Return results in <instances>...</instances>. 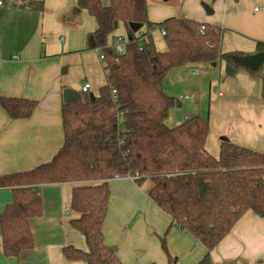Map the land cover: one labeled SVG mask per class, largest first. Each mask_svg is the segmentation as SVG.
<instances>
[{
    "label": "trees",
    "instance_id": "obj_1",
    "mask_svg": "<svg viewBox=\"0 0 264 264\" xmlns=\"http://www.w3.org/2000/svg\"><path fill=\"white\" fill-rule=\"evenodd\" d=\"M76 6L95 21L91 41L104 55L106 84L96 97L82 94L79 100L63 101V144L49 162L0 177V188L12 193V202L0 214L3 256L17 258L33 248L29 220L42 214L39 187L75 184L71 210L78 218L70 226L84 238L87 251L68 246L63 257L84 264H121L104 244L102 232L109 181L119 176L133 178L139 186L148 183L147 197L170 217L171 226L205 247L198 264H212L210 252L246 213L264 221V154L222 141L218 157H212L205 150L208 121L200 116L168 127L165 120L176 102L164 92L162 81L169 71L186 65L224 61L241 69L233 58L242 54L221 53L217 27L184 18L151 23L146 0H77ZM114 23L123 24L129 37L121 56L107 42ZM131 24L144 25L147 32L134 36ZM155 29L164 33L165 52L154 48ZM256 52L264 54V43L256 44ZM249 72L260 80L264 100V62L260 73ZM36 105L0 99L12 120L29 118ZM161 248L172 264L164 238Z\"/></svg>",
    "mask_w": 264,
    "mask_h": 264
},
{
    "label": "crops",
    "instance_id": "obj_2",
    "mask_svg": "<svg viewBox=\"0 0 264 264\" xmlns=\"http://www.w3.org/2000/svg\"><path fill=\"white\" fill-rule=\"evenodd\" d=\"M2 1L0 99H23L37 105L29 118L19 120L10 119L0 107V177L32 170L55 156L64 139L61 106L65 91L82 95V84L87 82L90 85L87 94L96 97L106 84L104 63L99 61L91 41L95 21L77 8V0ZM146 4L147 18L153 24L184 18L219 28L223 54L254 56L258 54L256 44L264 43V0H146ZM129 28L134 36L147 32L144 25L131 24ZM151 37L155 50L165 52L160 31L153 30ZM117 38L129 40L121 23H116L109 35L108 46ZM200 65L213 69V82L208 90L209 133L205 150L217 158L220 143L226 141L264 154V137L248 135L247 124L237 130L228 128L224 121H234L236 114L232 111L235 114L232 118L223 115L224 109L234 102L238 103L239 121L249 120L243 118L245 112H260L264 107L260 80L253 78L249 70L235 69L224 61ZM198 71L196 77L201 74ZM167 89L171 90L170 86ZM166 94L174 98L173 94ZM189 94L195 93L183 95ZM183 95H178L172 111L183 107L179 102L187 101L181 99ZM212 101L216 103L213 113L215 120L220 121L218 125L212 123ZM193 116L199 115L191 109L171 126ZM212 131L221 137L217 142L210 135ZM75 186L39 187L42 214L29 220L33 248L17 258H6L0 247V264H84L68 261L62 254V249L68 246L87 251L84 238L70 226V221L78 218L71 210ZM109 187L103 241L121 264H169L161 248L162 238L172 264H198L204 257L205 247L185 230L171 226L170 217L147 197L148 183L139 186L130 177H120L111 179ZM11 202V190L0 188V214ZM210 257L212 264H264V221L251 212L246 213L210 252Z\"/></svg>",
    "mask_w": 264,
    "mask_h": 264
},
{
    "label": "rangeland",
    "instance_id": "obj_3",
    "mask_svg": "<svg viewBox=\"0 0 264 264\" xmlns=\"http://www.w3.org/2000/svg\"><path fill=\"white\" fill-rule=\"evenodd\" d=\"M107 0H105V3ZM196 68L197 70L201 71L200 76H195L191 73L192 69ZM213 69H205L200 64L199 66H193V65H186L181 68L173 69L169 71L166 76L164 77L162 81V88L167 92L168 94H173L175 100H178V95L185 94V93H192L194 92L195 96L192 100L189 101H179L182 104V108L178 110V108L174 111H170L168 118L165 120V124L168 127H172L171 125H174V121L177 119H180L184 116V114L190 112L191 109L195 110L197 112V115H199L201 118L206 119L209 116V84L210 82H213V78L211 76ZM217 73V70L215 71ZM253 78H257V75L253 76ZM180 79V83L178 82ZM201 81V82H200ZM170 89H167L169 88ZM177 88V90H175ZM193 90L192 92H190ZM184 96V95H183ZM211 106V118L212 123L215 125H218L220 121L215 120L214 117V108L216 109V103L212 101ZM238 103L234 102L229 109H224L223 115L224 118L229 116V118H232L233 115L239 114V110H237ZM242 110L244 108H241ZM235 113H233V112ZM244 111V110H243ZM221 112V110H220ZM235 115L234 121H224V124L227 125L229 128H233L234 130L239 129L242 124H247V127L249 128L246 132L248 135H250L253 138H260L264 137V107L263 109L258 111L250 110V112H245V117L243 118H249L248 121H239L237 118L241 115ZM244 116V113H243ZM218 117V114H217ZM242 118V117H241ZM223 127V125H221ZM211 137L217 142L218 139L221 137L215 136L213 131L212 134H210Z\"/></svg>",
    "mask_w": 264,
    "mask_h": 264
},
{
    "label": "built area",
    "instance_id": "obj_4",
    "mask_svg": "<svg viewBox=\"0 0 264 264\" xmlns=\"http://www.w3.org/2000/svg\"><path fill=\"white\" fill-rule=\"evenodd\" d=\"M3 6V1L0 0V7ZM199 31L200 32H203L204 31V27L203 26H200L199 28ZM161 35L163 36L164 33L162 31H160ZM128 41L124 40V39H121V38H117L116 40H114V42L109 46L110 50L112 51V53L115 55V56H121V55H124L125 53V46H126V43ZM98 53V59L99 61L103 62L104 63V55L100 52V51H97ZM193 75H198L200 72L198 70H192L191 72ZM90 89V85L87 83V82H84L82 84V87H81V90H80V93L81 94H87V92L89 91ZM115 92L112 91V94H114ZM194 94H189V95H185V96H182L181 99L182 100H192L194 98ZM189 118H185V121L188 120ZM123 122V119H122V116L119 115L118 118H117V124L120 126ZM181 123L178 122L176 123V126H179ZM120 177L119 176H114L112 179H119ZM133 179V178H132Z\"/></svg>",
    "mask_w": 264,
    "mask_h": 264
},
{
    "label": "water",
    "instance_id": "obj_5",
    "mask_svg": "<svg viewBox=\"0 0 264 264\" xmlns=\"http://www.w3.org/2000/svg\"><path fill=\"white\" fill-rule=\"evenodd\" d=\"M116 26V23H114V28ZM234 62H236L238 65H240L242 68H245L249 71H257L260 67L263 66L264 62V54L258 53L254 56H247V57H234ZM81 95H74L70 91L64 92L63 101H74L79 100Z\"/></svg>",
    "mask_w": 264,
    "mask_h": 264
}]
</instances>
